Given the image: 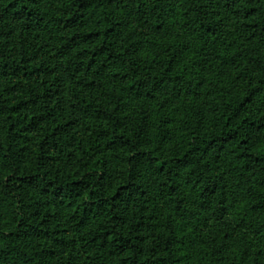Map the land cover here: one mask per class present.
Masks as SVG:
<instances>
[{"label":"trees","instance_id":"obj_1","mask_svg":"<svg viewBox=\"0 0 264 264\" xmlns=\"http://www.w3.org/2000/svg\"><path fill=\"white\" fill-rule=\"evenodd\" d=\"M235 3L247 46L209 54L237 86L178 124L184 52L148 53L199 0H0V264H190L193 192L203 221L245 203L264 226V0Z\"/></svg>","mask_w":264,"mask_h":264},{"label":"rangeland","instance_id":"obj_2","mask_svg":"<svg viewBox=\"0 0 264 264\" xmlns=\"http://www.w3.org/2000/svg\"><path fill=\"white\" fill-rule=\"evenodd\" d=\"M199 3L203 7L204 24L188 30L179 17H174L168 37L163 42L159 40L155 47L149 48L148 53L151 55L153 49L166 51L168 56L175 50L184 52L178 59L177 71L186 75L189 89L183 86L167 101L173 120L178 124L184 114L201 106L206 92H219L222 87L237 86L233 75L221 71L220 60L209 54V46L215 44L220 58L225 59L248 44L243 21L238 20L235 14V0H199ZM261 99L264 102V94ZM67 100L72 120L81 129L85 128L91 118L81 114L76 97L70 90ZM221 164L224 166L226 159ZM189 195L186 199L188 249L185 256L190 264H207L211 259V264H236V258L243 252L250 258L258 254L259 260L264 263V226L246 216L243 210L245 203L230 207L223 219L213 216L203 221L206 215L203 200L197 193ZM152 236V232L148 231L147 237Z\"/></svg>","mask_w":264,"mask_h":264}]
</instances>
